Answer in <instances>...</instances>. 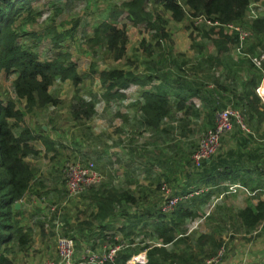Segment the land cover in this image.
<instances>
[{"label":"rangeland","instance_id":"1","mask_svg":"<svg viewBox=\"0 0 264 264\" xmlns=\"http://www.w3.org/2000/svg\"><path fill=\"white\" fill-rule=\"evenodd\" d=\"M126 1L34 0L32 9L37 15H32L33 20L21 26V30L27 35L20 37L18 44L28 51L37 53L40 59H49L59 50L68 52L72 61L76 64L81 83L74 85L70 80L63 82L56 80L49 88V92L60 100V104L27 111L25 102L17 99L13 90L15 74L1 72V98L4 102L12 101L16 109L24 113L22 122L14 127V132L17 135L23 127H27L38 136L40 134L38 128H45V133H41V135L48 139L54 150L47 151L42 140L31 141L30 143L38 149L35 150L39 154L28 159L36 157L40 163H43L42 165L45 168L50 166L51 171L61 181V185L64 184L65 186L66 184L65 164L75 162L79 157L81 160L89 159L94 162L103 177L101 185H113L114 181L118 180L123 174L125 184L129 185L131 182L135 185L142 201L145 200V197L149 198L142 205L164 206L161 190L163 184L168 188L169 195L185 196L183 195L184 192L194 190L196 194L193 197L202 195L201 199L194 198V202L200 201L206 206L212 204V201L218 198L220 190H212L210 187L197 183L198 171L193 167L190 160L191 155L197 148L199 139L205 133V129L206 131L209 130L208 128H210L213 121L215 103L214 99L211 102L208 95L212 94L214 90L221 92V87H223L225 88L223 91L226 93V98L234 105V103H237L236 96L240 94L238 90L234 92L233 90L241 85H248V77L251 74L259 76V73L250 70L249 63L236 56L231 50L217 56L212 42L202 37V31H198L196 34L192 33L189 29V20L176 23L170 19L169 13L162 12L159 6L154 7V13L166 22L164 29L169 34L170 44L165 47L157 46L155 38L152 37L153 30L149 29L145 23L135 25L129 19L124 7ZM151 8V3L146 2L145 9L149 11ZM102 21L114 23L125 32L128 40L125 59L115 62L107 53L105 46L100 44L99 46L86 45V41L93 36V28ZM204 28L207 29V27ZM66 31L71 32L72 38L67 37L62 40ZM29 33L37 35V37L31 36ZM189 33L193 34L194 39L192 41L189 40ZM52 35L58 37V40H62L59 43L61 48L53 47ZM146 48L151 50L150 55H147ZM215 58L219 60V63H216ZM90 65L96 66L94 72L90 70ZM114 68L131 71L135 74H146L151 72V69L154 73L155 70H158L154 74H156L157 79L168 82L165 88L170 93L176 92L178 85L182 97L188 94L186 92L188 85H193L192 88H197L201 93L191 96L185 103V106L193 107L188 114L176 113L167 118L161 131H139L133 118L134 111L138 106H135V100L138 97L135 94L138 92L137 87L131 85L125 90L123 99L116 98L106 102L103 97L104 91L100 86L98 73L104 69ZM258 93L264 102V78L259 85ZM78 99L94 102L95 114L90 119L75 120L72 118L71 105ZM170 100L172 104H175V98L172 97ZM223 102L226 101L223 100ZM137 138H140L139 142ZM144 144L147 146L145 153L135 151V147ZM261 144L264 145V143ZM219 145L218 150L223 146L221 143ZM229 145L233 147L235 145L234 141H231ZM121 151H123V158L118 156ZM136 155H142L143 158L134 159L133 157ZM241 155L243 156V154ZM261 163H264V159ZM60 173L64 180L61 179ZM241 175L245 177V174ZM143 176H147L148 179L146 180ZM145 180L148 181L146 185L149 186V189H147L149 193L146 194L142 191L144 186L142 181ZM192 181L194 183L196 181V186L193 187ZM183 184L184 187L181 186ZM225 184L229 183L226 182ZM99 186L100 184L92 188L97 189ZM88 190L80 193L79 197L77 196L78 198L72 201L74 203L70 202V209L63 206L60 218L58 217V220L65 223L64 228L66 230L73 229L76 236L80 237L76 240L75 245L77 256L84 255L86 248L93 250L91 247L95 239L89 240V234L84 235L85 237H83V233L78 234V222L67 220V213H72L74 208L78 210L76 206L80 204L81 211L78 220L87 219L88 213L91 212V210H88L90 206L87 196ZM208 194L210 196H207ZM229 196L231 195H225L222 199L216 201V204L225 203L224 200ZM64 200L65 189L63 194L59 195L58 202L50 201L49 205H60ZM211 209L213 208L209 209V213ZM120 210L119 208V212ZM206 212L207 208L204 210L202 208L197 214V218L186 223L185 229L190 232L189 235H186L187 241H193L195 244L198 235L205 231L211 232L213 239L210 243L220 241L223 247L222 251L218 252L216 257L213 258L218 261L215 264L225 263L230 254L234 252L238 256L236 264H249L243 256L246 257L245 253L247 251L244 250V247L249 245L250 242L240 239L238 228L229 225L237 224L236 220L227 224L219 221L216 222L218 225L209 228L208 224L204 223L205 216H207L205 215ZM221 213L225 214L226 212ZM236 214L233 211V215ZM127 217L128 215L125 216V218ZM51 219L53 220L52 216H50L49 221ZM121 224V222L118 223L119 226ZM65 229H63L64 235H66ZM83 229L86 230L87 227H83ZM98 229L100 232L99 227ZM34 230L36 232L31 236V245L34 249L33 255L30 256L31 259L28 258L23 261V254H19L20 250H28L30 244L27 247L20 248V250L19 246L15 244L10 254L13 263L20 264L19 260L21 259L24 264H44L46 261L58 258L54 232L50 234L48 231L45 236H40L37 228ZM94 231L93 228L91 233L93 234ZM112 231L119 232L116 235L118 240H122L121 245L128 248H134L136 244H140L139 241L146 238L150 240L148 229L147 231L138 229V234L132 236L137 238L135 241H132L133 238L129 240L123 229ZM222 235L223 239L221 238ZM98 236L100 240V233ZM132 242L135 244L129 245ZM154 242L152 240L146 241V244L151 245ZM106 243L108 244V242ZM93 251V255L90 256L85 253L83 261L89 262L88 264H96L97 262L104 264L106 258H113L115 255L114 250L100 247V241L97 249ZM209 252L207 250L206 254ZM143 253L135 256L136 260L131 258L127 264L142 263L145 254ZM74 259L76 262L80 261V258L74 257Z\"/></svg>","mask_w":264,"mask_h":264},{"label":"trees","instance_id":"2","mask_svg":"<svg viewBox=\"0 0 264 264\" xmlns=\"http://www.w3.org/2000/svg\"><path fill=\"white\" fill-rule=\"evenodd\" d=\"M33 2L34 0H0V73L5 71L15 74L13 90L16 98L25 102L27 111L60 104V100L49 92V88L56 80L62 82L70 80L74 85L81 83L76 64L68 52L59 50L49 59H40L37 53L28 51L18 44L19 38L27 35L21 30V26L32 21V15H37L32 9ZM146 2L152 5L149 11L145 9ZM155 6H159L162 12L169 13L170 19L176 23L189 20L190 31L195 34L202 31V37L212 42L217 56L232 49L238 57L249 63L250 70L259 73V76L251 74L248 77V85H241L233 90V92L238 90L240 94L236 96L237 103L234 105L226 98L223 87H221V92L214 90L212 94H207L211 98V102L214 99L215 103L213 125L208 129L214 127L216 112L226 107L238 112L244 128L232 117V129L225 133L227 135L224 134L220 138L222 148L218 150L219 146L216 150L217 153L215 152L209 159L203 160L199 167L192 163L200 175L197 183L210 187L212 190H221L222 194L227 190L225 182L239 184L246 191L248 186L255 182L257 186L252 189H258L261 183L258 176L262 169L261 161L264 159V145L258 144L257 141L264 140V132H261L259 136V129L264 124V102L257 94L256 89L264 78V0H127L124 7L129 19L135 25L145 23L149 29L153 30L152 37L155 38V44L165 47L170 44L169 35L164 29L166 22L154 13ZM251 12L253 15L250 14ZM199 20L201 22L196 23ZM207 22L211 24L209 25ZM227 25L238 27L247 34L241 42L240 53L236 52L240 42L239 34L235 30L230 32ZM92 32L93 36L86 41V45L105 46L107 53L115 62L126 58L128 40L125 32L116 24L102 21L93 28ZM31 36L37 37L34 34ZM67 37L72 38L71 32L66 31L62 40ZM188 37L191 41L194 39L191 33ZM51 38L53 47L61 48L59 43L62 40H58L55 35H52ZM146 53L150 55L151 50L146 48ZM251 58L257 59L260 65L256 66ZM215 61L219 63L217 58ZM89 68L94 72L96 66L90 65ZM152 72L151 69V72L146 74H135L118 68L100 71L98 80L104 91L105 101L109 102L116 98L123 99L125 97L123 92L131 85L145 87L152 79L157 78L154 73L158 70ZM192 87L193 85H188L186 89L188 94L182 97L178 85V90L171 93L175 98V104H172L169 94L164 93L160 88L154 92L143 91L141 94L143 101L138 104V128L144 127L146 131L159 132L164 127V121L175 115L176 111L183 110L188 114L193 107L185 106V103L191 96L201 93L197 88ZM1 96L0 87V264H12L9 255L14 245L17 244L19 248H24L30 243L29 235L21 227V217L19 216L21 209H14L15 203H20L28 194L35 179V169L26 159L37 156L39 152L33 148L30 142L42 140L47 151L54 150V147L47 138L41 135V133H45L41 127L38 128L40 132L38 136L27 127H23L22 131L16 135L14 127L22 122L24 113L17 110L12 101L4 102ZM222 99L226 102H223ZM94 108L93 101L78 99L71 105L72 118L75 120L90 119L95 114ZM231 141L235 143L233 147L229 145ZM235 152L238 153L235 154ZM241 174H245V177ZM221 182L223 183L220 184ZM92 187L86 190H88L87 196L90 205L94 206L95 211L91 210L87 219L80 223L84 226L97 223L100 228V223H107L116 215H125L122 210L119 212L120 205L123 203H143L139 194H136L135 199L126 191L106 185L100 184L97 189ZM239 191L246 192L245 190L237 192ZM194 193L195 191L191 190L184 192L185 196L180 197L187 199L188 195L193 197ZM162 196L165 205L166 199L164 195ZM169 197L176 196L169 195ZM182 201L178 202L173 210L168 211L169 213L166 212L170 214L168 220H160V208H158L157 220L153 219L152 215H148L146 223L152 226L153 235L155 238L158 237L160 242L150 245L143 240L139 241L140 244H136L134 248H128L121 245L122 240H107L106 249L117 248L113 258H106L104 264H127L133 256L143 252L146 261L142 264H186L185 262L191 257V254L178 252L179 248L176 249L181 242L183 246L191 244L186 239V235H189L190 232L185 229V225L187 222L193 221L195 217L197 218V214L195 211L182 208ZM237 217L245 229L250 231L256 229L257 226L264 223V201H259L253 208L241 209L237 213ZM138 221L145 222L143 214L139 216ZM138 229L143 231V228ZM123 231H126L127 237L133 235V231L125 229ZM137 234L138 230L135 235ZM221 238L223 239V235ZM136 239L133 238L132 241ZM195 243V248L199 253L202 251L203 254H206V251L202 250L204 245H208V252L210 250L205 258L195 264H205L223 248L220 241L211 244L210 237L205 234L198 235ZM132 244L135 243L132 242L129 245ZM168 246L169 248H167ZM93 247L91 248L93 249Z\"/></svg>","mask_w":264,"mask_h":264},{"label":"crops","instance_id":"3","mask_svg":"<svg viewBox=\"0 0 264 264\" xmlns=\"http://www.w3.org/2000/svg\"><path fill=\"white\" fill-rule=\"evenodd\" d=\"M230 50L236 56H238L232 49H230ZM167 83L168 82H164L161 79L155 78V79H152L151 82L147 83L145 85V87H143V88L138 86V85H133V86L137 87V91H138L135 93L138 96L137 99L135 100V106H137L139 103H141L143 101V98L141 97V94L143 91L150 90L151 92H154V91H157L158 88H160L161 91H163L166 94H169L168 95L169 98H172L171 93L168 91L167 88H165ZM155 84H156V86H154ZM149 85H150V87H149ZM258 89H259V87L257 88V94L259 95ZM140 91H141V93H140ZM167 92H169V93H167ZM175 113L186 114V113H184L183 110L176 111ZM133 118H134L135 122L137 123V121L139 120L138 106H137V109L134 111ZM211 125H213V121H212ZM44 129H42V130H44ZM138 130L146 132V129L144 127H140ZM44 132H45V130H44ZM261 132H264V124H262L260 129H259V136H260ZM137 139L139 142L140 138H137ZM257 143L258 144L264 143V140H258ZM30 144L32 145V143H30ZM33 148L37 149L34 146H33ZM146 148H147V146L145 144L139 145V146L135 147V151L138 153H145ZM100 154H101V152H100ZM118 156L123 158V151L119 152ZM133 158L139 159V158H143V156L142 155H136ZM76 160H79V161L84 163V162L88 161L89 159L81 160L78 157ZM26 161L35 169V179L32 182V185L30 187L28 194L20 202V208H19V209H21V213H22L20 216L21 217L22 230L24 232H27V234L30 237L29 249L26 251H22L19 248V250H20L19 254H23V261H26L28 258L31 259L30 256L33 255L34 249H33V246L31 245V243H32L31 236L33 235V233L36 232L34 230L36 228H37V231L39 232L40 236H45L46 233H48V231L50 232V234H52L54 232V238L56 239V241H57V238L59 236L70 237V238L74 239V242L76 245V240H78V238H80V237L76 236L73 229L66 230L64 228L65 223L61 222V225H59L57 227L54 223H52L50 221L47 224H45L43 222L41 217L47 214L48 208L50 206H54V205H49V202L50 201L58 202L57 199L59 198V195L63 194L65 186H64V184L61 185V181H59L58 177L55 176V174L51 171V167L46 166V168H45L42 165L43 163H40L36 159V157H33L32 159L27 158ZM260 166H262V169H261V172L259 173L258 178H259V181L261 183L258 186V189L257 188L254 190L252 189L253 187L257 186V184L254 182L253 184L248 186L249 188L247 189L246 192L239 191L236 194L227 197L224 200V202L226 204L225 203H220V204L217 203L216 204V201L222 199L225 196V195L221 196L223 191L220 190L218 198H216L212 201V202H214L213 209H211V212L209 213L208 217L207 216H206L207 218L205 217V222H204V223L208 224V227L210 228L211 226L218 225V223H216V222H219V221H221L223 224H227V223H232L233 221L236 220L237 224H229V225H234L238 228V231L240 233V239L250 242L249 245L244 247V250L247 252L245 253L246 257L243 256L248 261L249 264H264V223L260 224L259 226H257L256 229H254L252 231L247 230L242 226L240 220L237 217V214L233 215V211L238 213L241 209H243L245 207L253 208L257 205V203L259 201H264V163L261 164ZM60 177L62 180H64L61 173H60ZM143 177H145L146 180L148 179L147 176H143ZM199 178H200V175L198 174V177L196 179L197 182H198ZM102 179H103V177H102ZM123 179H124V175L122 174L118 178V180L114 181L113 185H109L108 187H113V188L120 190V191H126L130 195H133L134 198L136 199V194H138V190L136 189L135 185L131 184V182L129 185H126L125 182L123 181ZM192 179H194V177H192ZM146 180L142 181L144 183V186L142 187V191L145 194L149 193V191H147V189H149V186L146 185L148 183V181H146ZM196 181H195V183H194V181H192L193 187L196 185ZM101 183H102V181H101ZM222 183L223 182H221L220 184H222ZM181 186L184 187V184ZM161 190H162V195L167 194V196H169V190H168V188H166L165 184L162 185ZM257 190H259V191H257ZM252 192H254V193H252ZM194 194H196V193H194ZM227 195H230V194H227ZM195 196L192 197L191 195H188L187 199L182 201V208H187L189 210L195 211L196 214H199V211L202 208H203V210L205 208L208 209L210 204L207 205L208 206L207 207L206 204H203V202H200V201L194 202L193 201L194 198L197 200L202 198V195L199 197H195ZM78 197H76L74 199H77ZM65 198H66V196H65ZM147 199H149V198L145 197V200L143 202L147 201ZM73 200H70L67 204H64V202H65V200H64L62 204L55 205V206H57V208H59V209H62L63 206L69 207V204L74 203V202H72ZM76 207H78V210L74 208V209H72V213H70V214L67 213V220L78 222L77 223V226H78L77 233L78 234L83 233V237H85L84 235L89 234L90 235L88 237L89 240L95 239V240H93V245H92V246H94L93 250L97 249V245L99 244V241H100V247L105 248L107 245V243H106L107 240H110V239L118 240L116 235L119 234V232L118 231L117 232L112 231L114 229H125L127 231H133L134 235L136 234V230H138V228H143V231H147V229H148V236L150 237V240L148 238H146L145 240L146 241L152 240V241H155L158 243V242H160V240L158 239V237L157 238L153 237L154 235H153L152 226H150V225H148V223H146V219L148 218V215H152V218L157 220L156 216L158 214V210H159L158 208H160V212H161V214H160V220L161 221L168 220V218L170 217V214H168L169 212L164 209V206L160 207L159 205H152V204L142 205V203L140 204L138 202H135L134 204H132V203L124 204L123 203L122 205H120V207H121V210L123 211V213L125 215H116V217L111 219L109 222L100 223V232H99L97 223H92L91 226H84V225L80 224V223H82V221L78 220V216L80 215L81 205L79 204ZM70 208L71 207H69V209ZM88 210L95 211L94 206L90 205ZM223 211L226 213L225 214L221 213ZM166 212H168V213H166ZM141 214H143V217L145 220L144 223L138 221L139 216ZM127 215H128V217L125 218V216H127ZM84 220H86V219H84ZM119 222L122 223L121 226L118 225ZM83 227H87V229L84 230ZM93 228L95 229V231L92 234L91 232H92ZM63 229H65L67 236L63 234ZM99 233H100V240H99V236H98ZM124 233H126V231H124ZM201 234L208 235L210 237V242H212L213 234L211 232L205 231V232H202ZM132 236H128V238L130 239V238H132ZM249 240H252V241H249ZM81 245H82V243H81ZM195 245H196V243L194 244V242L191 241L190 245L183 246L182 242H181L177 246L176 250H178V248H179L178 252H188L191 254V257L186 260V262H185L186 264H195L200 259L205 258L206 254H203L202 251H201V253H199V251L195 248ZM82 248L84 249L85 247L83 246ZM167 248H169V246ZM93 250L86 248V250L84 251V255H81V256H77V254H75V252H74V257L80 258V261H78V262H76L74 259V264H88L89 262L83 261L85 259L84 258L85 253H87L88 256L93 255V253H94ZM202 250L207 251L208 245H204ZM35 254H37V253H35ZM144 256H145V254H144ZM9 258H10V255H9ZM237 258H238V256L234 252L233 254H230L229 259L223 264H236ZM81 259H83V260H81ZM19 261H20V264H24L23 262H21L22 261L21 259ZM12 264H17V263L12 262Z\"/></svg>","mask_w":264,"mask_h":264},{"label":"built area","instance_id":"4","mask_svg":"<svg viewBox=\"0 0 264 264\" xmlns=\"http://www.w3.org/2000/svg\"><path fill=\"white\" fill-rule=\"evenodd\" d=\"M250 14L253 15V12H251ZM199 22H201V20L197 21L196 23ZM207 24L210 25L211 23L207 22ZM227 28L229 29L230 32L232 30L238 32L240 42H239V46L236 48V52L240 53L242 47L241 42L243 38L247 35L246 32L232 25H227ZM251 60L256 66L260 65L257 59L251 58ZM232 117H234L236 119V122L240 124L242 128H244L241 122V118L237 111H234L230 107H226L224 109L217 111L214 119V127L212 129L207 130L202 135V137L198 141L197 149L194 151V153L191 156V160L194 166L199 167L203 160L209 159L216 152V150L219 148L220 138L225 133L230 131L233 127ZM65 165L66 166L64 169L65 170L64 175L66 173V177H65L66 198L64 204H67L70 200L76 198L80 193H82L86 189L92 186H97L102 179L101 174L98 172L94 162L91 160H88L84 163L79 160H76L75 162H69L66 163ZM225 186H227V190L223 194H221V196H223L224 194H234L238 190L246 191V189H244L239 184H229V185L225 184ZM164 198L166 199V204L164 205V209L167 211L173 210L177 205V203L184 199V197H180V196L170 198L169 196H167V194L164 195ZM213 205L214 202L210 204L208 208L210 209L211 207H213ZM209 209H207L205 215L209 214ZM60 214H61V209L57 208V206L55 205L50 206L48 208L47 214L42 216L41 219L45 224H47L49 223L50 216H52L53 220L51 219L50 222L54 223L58 227L59 225H61V220H58V217L60 218ZM202 218H204V216ZM116 248L112 249L114 250V253ZM56 250H57L58 258L55 260L46 261L44 264H74L73 256L75 252V244L72 238L59 236L56 241ZM220 251H222V248L219 250V252ZM134 259L136 260L137 258L133 256L132 260ZM132 260L131 262H133ZM145 261L146 259L144 256V260L142 261V263H145ZM216 262L218 261L212 258L208 260L205 264H215ZM142 263L139 262L137 264H142ZM96 264H100V262H97Z\"/></svg>","mask_w":264,"mask_h":264},{"label":"water","instance_id":"5","mask_svg":"<svg viewBox=\"0 0 264 264\" xmlns=\"http://www.w3.org/2000/svg\"><path fill=\"white\" fill-rule=\"evenodd\" d=\"M20 208V203H15L14 209L18 210Z\"/></svg>","mask_w":264,"mask_h":264}]
</instances>
